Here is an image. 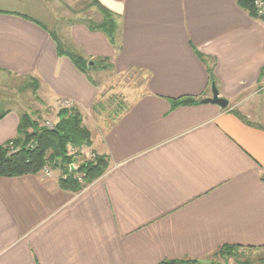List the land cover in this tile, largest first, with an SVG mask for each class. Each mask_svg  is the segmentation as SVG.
Segmentation results:
<instances>
[{
	"label": "crops",
	"instance_id": "0c3cea01",
	"mask_svg": "<svg viewBox=\"0 0 264 264\" xmlns=\"http://www.w3.org/2000/svg\"><path fill=\"white\" fill-rule=\"evenodd\" d=\"M54 1L0 0V77L39 86L43 114L72 102L91 120L85 150L108 169L79 192L50 169L0 177V264H217L222 246L264 250V20L237 0H90L114 13L116 49ZM54 37L116 73L141 72L128 109L94 112L98 86ZM212 85L226 108L200 103ZM184 96L200 102L172 106ZM1 112L0 146L21 114Z\"/></svg>",
	"mask_w": 264,
	"mask_h": 264
},
{
	"label": "trees",
	"instance_id": "16d2710c",
	"mask_svg": "<svg viewBox=\"0 0 264 264\" xmlns=\"http://www.w3.org/2000/svg\"><path fill=\"white\" fill-rule=\"evenodd\" d=\"M254 0H237L238 6L246 10L250 15L256 17L253 8ZM97 5L100 19L98 21L86 20L85 26L94 32L102 33L108 43L118 49V25L114 13L107 8ZM57 46V54L70 59L76 69L84 74L88 81L96 85L92 73L101 68V62L89 61L80 52L65 47L63 43L54 37ZM101 63V64H102ZM211 79V78H210ZM211 81V80H210ZM200 101L195 97L184 96L171 100L173 107L196 105ZM100 101H96L92 107L94 112H102ZM128 109V104L123 101L119 103L116 112H123ZM6 112L0 113V119ZM118 115L110 118V122L117 120ZM56 121L53 127L46 128L40 124V116L31 118L27 113L20 115L16 129V136L0 146V177H20L24 175H35L43 168L59 170L64 177L58 180L59 186L71 192H79L99 179L108 169L106 155H93L92 158L79 167L70 171L74 166V153L69 148L80 150L92 144L91 133L83 124L82 115L77 109L60 108L56 113ZM238 250L235 246H222L218 255L227 259ZM163 264H197L196 261L174 260ZM214 264V262L212 263Z\"/></svg>",
	"mask_w": 264,
	"mask_h": 264
},
{
	"label": "rangeland",
	"instance_id": "374dc122",
	"mask_svg": "<svg viewBox=\"0 0 264 264\" xmlns=\"http://www.w3.org/2000/svg\"><path fill=\"white\" fill-rule=\"evenodd\" d=\"M54 9L59 13L61 11L60 14L63 16L65 15L67 18L66 21H98L100 19L98 9L91 4L90 0H56L54 1ZM33 15L37 17L38 13L35 12ZM38 18L40 17L38 16ZM43 22L52 29V32L54 31L50 22ZM101 63L99 64L101 68L94 71L92 77L100 90V97L98 100L101 103V109L112 111L117 109L120 102L125 100L123 102L128 104V98H130L131 95L139 93L143 83V74L133 70L116 73L114 71L115 66L110 65V62ZM0 81V96L2 97L0 108L14 109L18 113H21L20 115L27 113L34 119L39 115L41 125L45 126V123L49 122L52 127L54 126L57 120L56 116H54L53 113H48L47 115L42 112L43 108L38 101V98L42 97V92H39V86L35 91V83L33 81L29 79H15L8 76L0 77ZM90 121L91 120L88 119L83 122L89 129H91L89 126ZM81 150L82 149L76 150L69 148V152L74 153L73 169L92 158L91 154L86 150L83 152ZM45 168L49 170L48 167ZM62 177H64V175H62ZM222 258L221 256H216L215 260H221ZM225 260H227L228 264H264V250H237Z\"/></svg>",
	"mask_w": 264,
	"mask_h": 264
},
{
	"label": "built area",
	"instance_id": "2783aa9c",
	"mask_svg": "<svg viewBox=\"0 0 264 264\" xmlns=\"http://www.w3.org/2000/svg\"><path fill=\"white\" fill-rule=\"evenodd\" d=\"M253 8H254V12L256 14V17L264 20V0H254L253 1ZM61 108L73 109L74 104L72 102L66 100L61 105ZM45 127L51 128L52 126L50 125L49 122H46ZM84 150H85V147H82L81 151L83 152ZM42 172H44L46 175L49 174V170L47 168H43Z\"/></svg>",
	"mask_w": 264,
	"mask_h": 264
},
{
	"label": "water",
	"instance_id": "95a60500",
	"mask_svg": "<svg viewBox=\"0 0 264 264\" xmlns=\"http://www.w3.org/2000/svg\"><path fill=\"white\" fill-rule=\"evenodd\" d=\"M200 103H202V104H215L222 109L227 107V101L218 96V91L216 90L214 85L211 86V97L201 100ZM72 169H73V166L71 165L70 171ZM217 264H228V262H227V260H224L222 263H217Z\"/></svg>",
	"mask_w": 264,
	"mask_h": 264
}]
</instances>
